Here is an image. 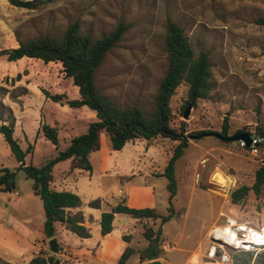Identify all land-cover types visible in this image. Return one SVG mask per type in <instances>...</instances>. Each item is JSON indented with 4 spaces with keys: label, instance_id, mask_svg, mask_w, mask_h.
I'll list each match as a JSON object with an SVG mask.
<instances>
[{
    "label": "rangeland",
    "instance_id": "rangeland-1",
    "mask_svg": "<svg viewBox=\"0 0 264 264\" xmlns=\"http://www.w3.org/2000/svg\"><path fill=\"white\" fill-rule=\"evenodd\" d=\"M40 2L38 7L26 9L14 6L8 0H0V50L14 48L19 41L37 35L62 34L67 25L73 22H78L81 31L91 34L93 38L123 23L126 28L121 39L106 54L94 77L99 90L123 105H137L146 109L152 107L158 83L167 66L163 45L167 18L183 28L196 52L204 50L208 53L212 86L209 97L198 99L194 106L190 105L186 117L183 114L187 107H182L187 99V84L181 83L170 100L171 124L178 130L183 129L187 143L175 162L177 192L172 203L176 213L162 225L163 253L158 258L161 264H183L188 252L199 242L204 246L205 254L208 238L202 236L215 219V224H224L228 216L255 228L264 223V197L257 200L250 191L243 202H230V192L234 188L252 184L254 171L262 164L264 143L253 153L250 148L241 146L239 141L224 140L215 133L221 131L224 119L227 121L228 136L239 130L254 134L257 127L264 128V21H261L264 20V0ZM17 73L21 74V78L12 82V85L10 79ZM40 88L52 93H64L69 99L79 97L77 87L71 78L64 76L60 63L45 64L39 59H13L0 55V100L6 106H9V100L17 103L15 108L19 122L13 135L22 149H26L29 144L34 146L25 162L36 166L42 165L56 153V147L38 132L41 121L57 125V149H63L72 137L85 132L88 124L96 120L95 112L87 106L75 109L48 101L42 111L39 109ZM2 92L7 93L1 95ZM16 96L23 97L26 104H22ZM11 114L14 116L12 109ZM4 117L8 122L7 112ZM200 130L210 133L196 137L194 132ZM152 140L155 141L148 152H138L129 143L116 154L115 162L109 163L113 161V156L108 155L112 151L111 143L108 134L103 132L101 151L106 153L108 171H101L98 151L92 157L93 171H89L92 172L91 182L87 183L90 175L82 173L78 177L79 193L76 194L82 200L103 199L102 206L107 210L109 205L123 200L119 192L125 188V180L128 187L131 184L151 186L154 207L159 212H166L167 179L155 172H163L179 141L161 136ZM144 142L143 139H136L135 147ZM17 165L0 134V166L13 169ZM67 169L68 161H61L54 166L52 174L56 179H62V172ZM225 177L235 183L228 194L222 195L227 191V182L224 188L217 185L223 186ZM16 180V191L19 193L16 202L28 206L23 211L32 218L31 224L41 227L40 219L45 214L40 198L32 192V179L26 178L24 172L18 170ZM12 203L13 197L0 191V209L7 212L5 215L0 214L3 224L8 223L15 230H22L21 208L18 213L12 211ZM124 218V229L130 232L133 226L129 246L134 250L143 249L147 243L142 234L143 225L130 223L129 219ZM150 222L148 220L145 224L155 229L159 225V220L155 224ZM56 227L54 237L58 249L55 252L49 248V239L43 235L39 237L37 228L32 227L33 249L19 255L0 248V264H30V259L40 254L53 256L57 264H78L71 248L67 246L75 245L76 235L59 224ZM91 232L92 241L96 240L98 232ZM234 252L233 249L229 250L232 257ZM139 261L138 253L135 252L125 264L150 263ZM205 261H208L205 256L196 254L184 264H205ZM83 264L103 263L92 257Z\"/></svg>",
    "mask_w": 264,
    "mask_h": 264
},
{
    "label": "trees",
    "instance_id": "trees-1",
    "mask_svg": "<svg viewBox=\"0 0 264 264\" xmlns=\"http://www.w3.org/2000/svg\"><path fill=\"white\" fill-rule=\"evenodd\" d=\"M8 1L14 6L26 9H34L41 3L40 0ZM125 28L123 23H118L112 31L102 34L98 38H93L91 34L81 31L78 22H73L67 25L62 34L37 35L19 41L14 48L0 50V55H7L9 58L12 56H15L16 59L27 57L39 59L45 64L49 62L60 63L62 73L65 77L71 78L73 85L78 89L79 97L69 99L64 93H52L45 88H40L41 93L45 98L60 105L66 104L72 108L87 106L96 115V120L88 124L86 131L72 137L63 149H57V126L41 121L38 132L41 131L43 137L56 147V153L42 165L36 166L25 162L26 155L33 151L34 146L29 144L26 149L21 148L13 135L14 116L11 114V108L4 105L0 100V134L18 162L17 167L13 169L0 166V191L11 192L17 188L16 175L18 170H22L26 178L32 179V191L40 198L45 214L41 228L45 238L54 237L56 222L80 238H88L91 235L89 228L83 224V213L81 211L75 213L69 211L70 208L81 205L79 195L69 190H55L51 187L52 168L57 162L70 159L71 169L91 171L89 154L99 149L100 135L103 132L108 134L112 150H120L125 143L135 139L149 141L157 136L179 141L160 174L167 179L168 206L166 212H159L154 207L147 206L130 207L121 200L109 210L101 213L99 219L101 235L112 230L115 213L129 214L141 223L144 220L155 222L159 220L156 229L143 223L142 234L147 240V245L140 250H134L127 245L115 264H125L129 256L135 252L138 253L140 261H152L162 255V225L174 217L176 213L172 203L177 192L175 162L182 154V147L186 146L187 143L182 132L183 129L178 130L171 124L170 100L181 83L187 84V99L183 109L189 105L194 106L198 99L208 98L212 88L208 53L204 50L196 52L183 28L171 18H167L163 37L167 66L158 83L152 100V107L146 109L137 105H123L113 100L108 94L97 88L94 77L106 54L121 39ZM20 78L21 74L17 73L14 78L10 79V82L18 81ZM6 93L2 92L1 95ZM5 112L9 118L8 122L4 117ZM227 131V121L224 119L221 131L215 133L220 137L227 138L229 137ZM238 132L264 137V128L262 127H257L254 134L244 130ZM206 133L210 132L203 130L194 132L196 137H202ZM262 144V142H258L256 145L261 146ZM261 162L262 164L254 171L252 184L250 186L240 185L230 193L231 203L243 202L250 191L257 200L264 197V156ZM100 203L99 198H94L89 200L87 205L92 208H99ZM122 239L129 242L130 235L123 234ZM252 256L253 252L236 251L232 258L234 264H250ZM29 263L48 264L47 256L41 254L33 256ZM53 264H57V260H54ZM252 264H264V250L259 251L254 256Z\"/></svg>",
    "mask_w": 264,
    "mask_h": 264
},
{
    "label": "crops",
    "instance_id": "crops-1",
    "mask_svg": "<svg viewBox=\"0 0 264 264\" xmlns=\"http://www.w3.org/2000/svg\"><path fill=\"white\" fill-rule=\"evenodd\" d=\"M25 87L27 89H29L28 86H25ZM39 96H40L39 109L44 111L45 104L51 100L45 98L44 95L41 93V91L39 93ZM17 98H18V100L22 101V104H24V105L26 104V101L23 97L19 96ZM51 102H53V101H51ZM56 104H58L59 106H63V105H60L59 103H56ZM7 105H9V107L13 110V114L15 117V125H14V128H15V126H17V123L19 122L18 114H17L16 108H15V105H17V103L14 100H9ZM82 107L83 106L74 107V108L78 109V108H82ZM38 113H39V111H38ZM40 135H42L41 131H40ZM135 140L125 143L124 146L128 145L129 143H132V145H133L132 147L136 151L148 152L151 148V144L153 145L154 141H155V140L154 141L153 140L152 141L151 140H149V141L145 140L144 144H141V145L135 147V144H134ZM101 144L102 143H101V135H100V147H99L100 150L98 149L96 151L91 152L89 154V161H90L91 166H92V157L95 153H98V151H99L98 160L100 162L101 171H108L107 156H106V153L104 151H101L102 150ZM123 147L120 150H112L111 153L108 152V155L113 156L111 158V160H113V161H109V163L115 162L116 154L118 152H120L123 149ZM63 161H68V168L69 169L64 170L62 172V175H63L62 179H56L55 176L52 174L51 187L55 190H70V191L78 194L79 191L77 189V183L80 180V179H78V177H80V175H82V173L89 174L90 176H88V178H87V183H89V182H91L92 172L80 170L77 168L71 169L70 168V159H66ZM59 162H61V161H59ZM59 162H57L55 165H57ZM54 166L52 168V171L54 169ZM92 168H93V166H92ZM92 168H91V171H93ZM155 173L160 175L162 172H155ZM123 182L125 183V188L120 189L119 195L121 198H123V201L124 200L126 201V205H128L130 207H146V206L147 207H154L155 199H154L153 189L151 186L131 184L128 187L127 182L125 180ZM7 193L11 197H13V203H12L11 210L18 213L19 212L18 209L21 208L20 213L23 215V216L22 215L21 216H22V222H23L24 229L15 230L11 225H8V223H4L5 224L4 225L3 224L4 221L0 217V248H3L5 250L9 251L10 253L22 255L24 252L27 253V252L31 251V249H33V243H34V239H33L34 237L33 236L34 235L31 232L32 227H36L38 230L39 237H42L43 234L41 232V228H42V224L44 221V216H41V219H40L42 222L41 227L39 224H31L32 218L27 216V213L24 212L25 210L28 209V206H26L23 203H20V202L17 203L16 202V200L19 197V193L16 191V189L11 191V192H7ZM91 199L92 198H88L85 200L81 199V205L79 207L69 209V211L71 213H75L77 211H81L83 213V216H84L83 224L89 228L90 233H91L90 237L80 238L76 235L77 240H76V243H74L75 245H73V246L67 245V246H69L71 248V251H72L73 255L75 256V260L77 261L78 264L86 263L92 257L98 259V261L103 263V264H115L117 262L119 256H120V254L122 253V251L130 243V241L129 242L124 241L122 239V235L123 234L130 235V240L132 239V233L131 232L133 231L132 230L133 226L130 227V229H129L130 232L127 229H124L123 224H122V221H124V219H125L124 217L129 219L130 223H137L139 225H142V223L139 222L137 219L131 217L129 214L115 213L113 221H112V230L105 235H101L100 234L99 219H100L101 213L103 211H106L105 210L106 208H104L102 206V203L104 202L103 199H100L101 203H100L99 208L89 207L87 205V202ZM9 202H10V199H9ZM114 205H116V204L109 205L107 210H109L110 207H112ZM5 211L6 210H4V209H0V214L5 215V213H7ZM150 221H151L150 223L155 222L152 220H150ZM215 222H216V219L204 231V233H203L204 235L202 236V238L207 237L211 226L214 225ZM143 223H148V220H144ZM57 224H59L62 228H64L59 222H56L55 223V231L57 228L56 227ZM4 226H8V228H3ZM92 230L98 232V238H96V240H93V241H92V232H91ZM36 239H37V237H36ZM146 245H147V243H146ZM209 245H210V243L208 241V245L205 249V254H203V252H204L203 247L204 246L199 242L190 252H188L187 258L185 260L187 261L192 256L199 254V256L202 255V256H205L207 258L208 261H205L206 262L205 264H216L212 259H210L206 256ZM186 261H184V263ZM139 262L143 263L141 261H139Z\"/></svg>",
    "mask_w": 264,
    "mask_h": 264
},
{
    "label": "built area",
    "instance_id": "built-area-1",
    "mask_svg": "<svg viewBox=\"0 0 264 264\" xmlns=\"http://www.w3.org/2000/svg\"><path fill=\"white\" fill-rule=\"evenodd\" d=\"M239 142L241 146L250 148L255 153L258 147L256 144L258 142L264 143V137L252 135L249 147H246L243 141ZM225 179L223 186L217 185V187L224 188L227 182V191L221 193L222 195L228 194L229 189L235 183L228 177H225ZM207 238L210 243L206 254L208 258L212 259L216 264H234L233 258L229 253L230 249L253 252V258L259 251L264 250V223L255 228L227 216L224 224L211 226ZM250 264H252V261Z\"/></svg>",
    "mask_w": 264,
    "mask_h": 264
},
{
    "label": "water",
    "instance_id": "water-1",
    "mask_svg": "<svg viewBox=\"0 0 264 264\" xmlns=\"http://www.w3.org/2000/svg\"><path fill=\"white\" fill-rule=\"evenodd\" d=\"M13 59H15V56H12ZM191 106H187L186 110L184 111L183 116H187L188 115V109ZM221 139H228L230 141H243L244 145L246 147H249L251 145V136L248 135L246 132H237L229 137H220ZM48 245L51 251L55 252L57 249V241L55 237H52L48 240ZM47 262L48 264H53V256H48L47 257ZM149 264H161L160 260L155 259L152 260Z\"/></svg>",
    "mask_w": 264,
    "mask_h": 264
}]
</instances>
